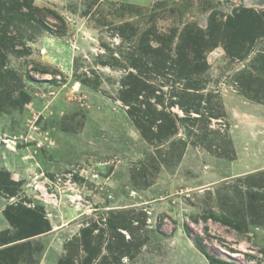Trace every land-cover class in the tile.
I'll return each mask as SVG.
<instances>
[{
    "label": "rangeland",
    "instance_id": "374dc122",
    "mask_svg": "<svg viewBox=\"0 0 264 264\" xmlns=\"http://www.w3.org/2000/svg\"><path fill=\"white\" fill-rule=\"evenodd\" d=\"M14 1L22 11L3 8L0 17V36L6 32L14 43L0 58V172L9 173L4 183L16 194L10 199L0 190V231L17 236L3 217L17 201L46 214L52 230L13 244L19 251L13 264H79L88 253L92 264H211L196 238L220 261L215 264H264V227L242 209L253 189L249 182L261 181L257 175L264 171V30L258 23L261 16L264 22V0L4 4ZM244 9V17L255 16L251 32L260 37L240 46L235 32L249 23L224 25ZM213 16L217 45L201 60L208 69L193 76L202 102L199 91V97L195 90L182 97L193 79L180 77L178 68L165 70L167 78L160 69L144 68L145 75L134 69L137 60H153L139 52L147 35L153 48L174 36L166 50L174 60L190 37L186 29L207 31ZM187 52L184 57L195 61ZM131 73L148 76L163 91L165 107L200 102L213 118L189 131L178 123L176 137L147 142L137 121H146L147 129L152 107L148 112L129 102ZM169 111L185 117L177 106ZM213 216L249 225L235 229ZM89 224L95 233L82 231ZM119 229L128 232V243Z\"/></svg>",
    "mask_w": 264,
    "mask_h": 264
},
{
    "label": "trees",
    "instance_id": "16d2710c",
    "mask_svg": "<svg viewBox=\"0 0 264 264\" xmlns=\"http://www.w3.org/2000/svg\"><path fill=\"white\" fill-rule=\"evenodd\" d=\"M5 0H0V17H1V12L2 9L5 8L8 11H15V12H21L22 11V6L20 5L19 1H14L12 5H5L4 4ZM20 10V11H19ZM243 12L239 14L238 16L232 18L229 17L228 21L225 22V28L235 26V21L237 20L238 22L242 23V21L249 23L247 28L240 33L239 31L235 32L236 35H239L240 39H242V43L240 46L248 43L249 45H253L256 40L260 37V35L251 32L252 28V23L250 22V18L255 17V16H248L244 17L245 14L248 12L245 9L242 10ZM250 14H254V11L251 10ZM58 17V15H54ZM257 17V16H256ZM59 18V17H58ZM216 23L215 17H211L209 21V27L207 31H202L201 29L197 28L198 30L195 31V34H193V31L191 30L192 28H187L186 31L184 32V35L187 37V34H190V40L188 38V42L186 46L184 45H179L177 47V51L180 54V56L176 59L173 60L172 53L171 51H168L166 53V50L168 49V46L170 48V45L172 44V41L174 39V36H171L168 38L169 42H162L163 44L158 46L157 48H153L152 46L149 45L150 42V37L147 35V41L148 45L145 47H141L139 49V52L145 55L152 56L153 60L152 62L145 61L144 63H140V60H137V63L133 64L134 69L139 71V74L143 73V69L148 71L157 72L159 69L162 71L163 76L167 78L169 71L165 70H174L178 68L180 70L179 76L183 77L186 80L193 79V76L196 74H201L204 73L208 69L207 63L204 61L202 62L203 55L206 50H212L215 48L217 44L213 43V25ZM260 23V27L262 30H264V22L261 20L258 22ZM9 24V21H7V25ZM224 24V23H223ZM230 28V29H231ZM212 30V31H211ZM232 30V29H231ZM264 36V34H263ZM236 45H239L238 42H236ZM239 46V47H240ZM14 43L11 42V39L8 38V35L6 32L3 33L2 36H0V58L2 57L3 61L6 57L5 53L9 48H13ZM237 47V46H236ZM187 50L190 51L192 55H194L195 61L190 60L188 58H185L184 56L188 54ZM186 51V52H185ZM28 53V52H26ZM25 53V54H26ZM151 53V54H150ZM166 53V54H165ZM171 53V54H170ZM24 54V53H23ZM140 55V56H141ZM235 59L236 54H235ZM160 59V60H156ZM239 59V58H237ZM159 63V64H158ZM158 64V65H157ZM190 64H193V68L190 67ZM47 71V70H46ZM168 72V73H167ZM149 73V72H148ZM171 75V74H170ZM130 77V84L128 85V96H129V102L130 100L132 103L137 104L138 106H145V109L152 107V113L148 114L147 116L149 119L147 120L148 122V128H145V122L142 120L137 121V126L139 129L143 130L142 136L147 142H165L171 138L176 137L179 134V127L178 123H182L186 129V131H189L195 127V125L202 123L204 119H207L206 116H208V119L213 118L214 113L213 111H210L211 108L207 105L205 107L200 106V102H202L203 95H202V90L201 87L197 84V80L193 81H188L186 86H183V94L182 97H186L187 94L190 96V90H195L194 94L199 97L198 91L201 93L200 102L197 103V105H193L188 107L186 105V102L180 101V102H174L171 101L167 107H165V104L161 101L162 98L165 96L163 91L161 89H157L153 86V83L149 82L151 81L150 78L147 77H141L139 75H135L134 73H131L129 75ZM169 82V80H168ZM127 87V86H126ZM143 99L140 100V97ZM154 99V103H152L150 100ZM172 100V97L171 99ZM158 106H161L162 108L158 109ZM177 106L180 108V110L183 111V114H185L184 118H180L177 115H174L169 111V109ZM1 110V107H0ZM149 112V111H148ZM192 114H196L199 117H192ZM141 114V113H140ZM155 127V129H154ZM151 133L150 137L145 136L146 134ZM188 134H191L189 132ZM155 138V139H154ZM161 143V144H162ZM257 176H261V181L256 182L250 181L249 184H252L253 189H248L246 191L247 193V200L242 201V209H244L245 212V217L248 216L250 218V222L257 226V227H264V171H262L261 174H258ZM5 177L8 179L9 175L7 173L0 172V190L5 191L7 196H14L16 192L14 190H11L10 187L7 185V183H4ZM256 177V176H255ZM37 212H34L31 209H26L22 205H18L17 207L9 206L5 210V216L11 226L17 230L15 237L11 238L9 236L10 232H6L3 234L4 237H0L1 244L0 245H5L8 243H12L15 241L19 240H24L28 239L30 237L40 235L46 231L51 230V226L48 223L46 219H44V216ZM210 215H213L212 213ZM215 220L221 221L224 224H228L233 226L235 229H241L243 226L245 229L248 228L249 224H241L237 223L234 225L235 221H232L230 219L226 218H217L214 217ZM237 222V221H236ZM92 230V229H91ZM87 232H90V230H87ZM18 233V234H17ZM88 241V240H86ZM195 244L198 248V250L204 254L211 262V264H215L216 262L220 261H215L213 260V257L210 255L209 252H207V248L204 246L203 240L200 238H196ZM88 250L91 249V245L88 246ZM18 247L13 246L9 248H5L0 250V264L2 260H5L4 263H9L12 262L16 263L18 261V258L16 257L18 252ZM11 252H13L12 255H8ZM94 252V251H93ZM86 264H92L93 258L85 260ZM59 264H71L70 261H60Z\"/></svg>",
    "mask_w": 264,
    "mask_h": 264
},
{
    "label": "clouds",
    "instance_id": "9594fccd",
    "mask_svg": "<svg viewBox=\"0 0 264 264\" xmlns=\"http://www.w3.org/2000/svg\"><path fill=\"white\" fill-rule=\"evenodd\" d=\"M9 174V173H8ZM14 182V181H13ZM9 197V196H8ZM10 199H14L15 198V195L14 196H10L9 197ZM16 201V200H15ZM18 205H22L24 208H26V209H31V210H33L31 207H26V205L22 202V201H17V202H13V203H10L7 207H9V206H13V207H17ZM7 207H6V209H7ZM5 209V210H6ZM5 210L3 211V217H5V219H6V224H8L9 225V227H8V230H10L11 228H13L12 226H11V224L9 223V221L7 220V218H6V216H5ZM44 219H46L47 221H48V223L50 224V221L48 220V218L46 217V214L44 215ZM50 226H51V224H50ZM93 227H95V226H93V225H87V226H85V227H83V229H82V231L83 230H90V232H96L97 231V227L94 229ZM92 229V230H91ZM51 230H52V227H51ZM51 230H49V231H46V232H44V233H42V234H40V235H36V236H33V237H37V236H41V235H44V234H46V233H48V232H50ZM5 231H7V230H4V231H0V234L2 233V234H5V233H3V232H5ZM119 231H120V233L121 234H123V236H124V238L125 237H127V238H125L124 240H125V242L126 243H128V232L126 231V229H119ZM33 237H30V238H33ZM17 241H15V242H12V243H8V244H5V245H0L1 246V250L2 249H5V248H9V247H13V246H16V245H13V244H15ZM19 253V252H18ZM124 254H127L126 256H128L129 254H128V249H126L124 252H123ZM128 257H132V256H128ZM90 258H93L92 256H91V254L90 253H88V258H86L85 260H87V259H90ZM93 259H95V258H93ZM119 257H118V261H119ZM117 260V259H116ZM4 261L5 260H2L1 261V263L2 264H5L4 263ZM66 261V260H65ZM60 262V261H59ZM59 262H58V264H59ZM79 264H86V262H81V263H79Z\"/></svg>",
    "mask_w": 264,
    "mask_h": 264
}]
</instances>
